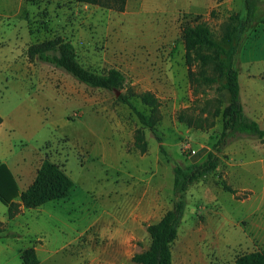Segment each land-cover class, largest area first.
I'll return each instance as SVG.
<instances>
[{
    "label": "rangeland",
    "instance_id": "374dc122",
    "mask_svg": "<svg viewBox=\"0 0 264 264\" xmlns=\"http://www.w3.org/2000/svg\"><path fill=\"white\" fill-rule=\"evenodd\" d=\"M259 6L264 18V0ZM242 13L243 0H127L123 12L68 0H0V111L33 125L29 138L12 133L15 151L32 161L29 175L33 161L48 160L73 183L66 199L37 208L18 198L0 203V220L10 210L8 219L17 218L9 228L0 222V235H13L0 238V264H21L16 250L29 246L42 251L39 264H136L132 257L150 243L146 226L179 198L186 207L171 246L174 264H234L264 249V138L236 135L211 174L184 193L172 188L175 166L185 170L215 152L230 102L212 50H199L210 56L203 67L186 65L181 31L202 21L221 43L228 18ZM260 25L250 24L242 41ZM54 38L70 42L88 69H118L123 89L90 88L27 58L29 45ZM201 70L214 82L200 80ZM147 92L155 109L140 101ZM120 94L150 118L152 130ZM26 103L31 111L18 116ZM258 125L264 129V118Z\"/></svg>",
    "mask_w": 264,
    "mask_h": 264
},
{
    "label": "trees",
    "instance_id": "16d2710c",
    "mask_svg": "<svg viewBox=\"0 0 264 264\" xmlns=\"http://www.w3.org/2000/svg\"><path fill=\"white\" fill-rule=\"evenodd\" d=\"M38 2L43 0H26ZM86 5L98 6L115 12H123L127 0H68ZM260 0H243V13L228 18L229 24L221 43L215 42L208 25L205 22H194L185 26L181 31V40L184 49V59L188 67L196 63L203 67L210 56L199 53L201 49L213 51V60L224 79L222 88L228 93L230 102L222 113L223 126L219 137L213 144L214 153L209 152L201 163L190 165L183 170L173 168L172 188L175 194L184 193L188 187L200 178L211 174L218 165L217 154L238 134H246L257 139L264 138V129L258 123L248 118L243 113L239 96L238 71L235 67L236 56L246 28L254 23H264V18L259 17ZM27 58L37 60L52 68L63 71L77 82L90 87L106 91H119L125 86V76L115 68H110L104 73L95 72L84 67L77 58L74 46L61 38H54L41 43L31 44L27 48ZM189 75H192L189 72ZM198 78L205 82H214L201 70ZM140 101L155 109L157 100L148 92L139 95ZM118 101L130 108L136 115L139 123L152 130L153 123L145 114L134 107L127 94H120ZM2 118L0 116V124ZM162 152L161 139L155 136ZM136 146L145 149V141L141 135L135 137ZM73 187L71 179L56 164L44 160L36 171L33 182L21 193L15 180L5 164H0V203L11 205L18 198L26 209L37 208L50 201L66 199ZM185 201L177 200L171 209L167 210L160 219L146 226L150 243L146 250L135 254L132 261L136 264H173L171 246L177 238L178 227L185 212ZM13 211L10 210V218ZM13 237L11 234L0 235V238ZM21 264H39L34 246H29L20 252ZM234 264H264V249L255 250L236 256Z\"/></svg>",
    "mask_w": 264,
    "mask_h": 264
},
{
    "label": "crops",
    "instance_id": "0c3cea01",
    "mask_svg": "<svg viewBox=\"0 0 264 264\" xmlns=\"http://www.w3.org/2000/svg\"><path fill=\"white\" fill-rule=\"evenodd\" d=\"M250 32L252 33L251 36L246 37V39L240 44L237 54L236 69L238 71L239 96L243 113L259 124L264 118V87L259 88L256 80L258 78L264 80V26L260 25ZM30 107L31 105L28 103L19 108L17 107L16 112L18 111V116L21 114L27 115L31 111ZM0 116L2 118L0 124V164L2 163L6 165L15 180L18 193H21L33 182L36 171L43 161L36 164L35 161H33L35 166L34 174L32 176L29 175L26 166L32 161H24V156L18 153V151H15V143L11 140V137L12 133L16 131L17 134L20 135L18 138H29L32 135L33 125H31L30 122L28 124L25 120L21 121L17 115L14 117H8L0 111ZM15 219L17 218L12 220L8 219V216L5 214L0 222L8 224L9 228L12 226L11 223ZM178 235L179 231L177 237ZM1 249L2 246H0V250ZM34 249L37 257H39V253L42 251L35 247ZM9 250L12 251L11 248ZM16 252L20 255L21 251L17 249Z\"/></svg>",
    "mask_w": 264,
    "mask_h": 264
}]
</instances>
